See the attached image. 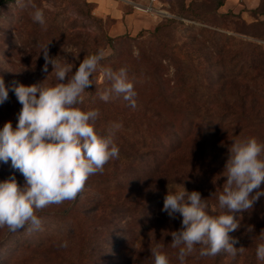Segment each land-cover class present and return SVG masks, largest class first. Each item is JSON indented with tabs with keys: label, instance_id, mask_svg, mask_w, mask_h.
Segmentation results:
<instances>
[{
	"label": "rangeland",
	"instance_id": "374dc122",
	"mask_svg": "<svg viewBox=\"0 0 264 264\" xmlns=\"http://www.w3.org/2000/svg\"><path fill=\"white\" fill-rule=\"evenodd\" d=\"M132 1L151 2L167 10V18L185 24L166 25L157 32L154 28L141 34L114 35V18L99 14L96 3L13 0L0 4V78L6 87L13 83L29 86L45 79V85L56 84L51 64L48 73L42 71V46L50 42L49 56L73 64L75 72L89 44L93 54L103 50L105 57L120 55L110 63L101 62V66L113 70L126 67L135 91L131 100L115 95L109 102L100 100L98 92L109 88L110 82L98 69L92 76L96 77L95 93L85 92L79 106L85 111H99L96 130L107 134L113 123L122 124L114 143L119 149L132 146L143 160L149 156L148 148L135 150V146H141L148 133L167 144L168 150L162 154L169 153L171 147L165 134L180 145L168 154L170 162L156 177L144 178L146 169L139 168L124 150L125 155L120 153L102 173L88 179L73 202L38 212L39 229L30 225L16 232L0 228V264H154L150 248L157 243L164 245L170 264H180L178 249L171 247V233L181 228L182 217L177 214L172 219L162 211L168 191L182 187L198 191L208 204L209 214H222L217 197L225 183L223 171L232 141L256 137L264 142V26L249 24L233 8L225 10L227 0H198L195 10L201 15L199 21L171 12V8L182 12V0ZM220 1L223 6L218 5ZM243 1L236 0L244 5ZM33 6L44 12L45 26L33 21ZM201 27L216 33H201ZM222 34L230 35L228 44H224ZM124 35L127 37L120 40ZM105 36L115 38V46L106 44ZM223 44L227 47L220 50ZM248 58L255 73L242 63ZM231 69L236 73L232 75ZM241 99L246 102L243 111ZM21 108L10 90L7 101L0 104V128L8 121L15 127ZM185 118L193 120L194 128L182 127ZM180 155L190 157L191 164L182 166ZM12 175L21 186L24 184L23 175L11 168L10 161L0 163V181ZM236 218L240 227L229 235L238 240L235 247L244 250L235 259L226 253L202 257L197 250L185 264H264L256 257L257 245L264 243V196ZM249 227L253 231L249 232ZM65 241L67 247L62 246Z\"/></svg>",
	"mask_w": 264,
	"mask_h": 264
},
{
	"label": "clouds",
	"instance_id": "9594fccd",
	"mask_svg": "<svg viewBox=\"0 0 264 264\" xmlns=\"http://www.w3.org/2000/svg\"><path fill=\"white\" fill-rule=\"evenodd\" d=\"M33 8V21L45 26L44 12ZM48 44L41 48L45 60L42 71L48 73L51 64L56 84L45 85V79L29 86L13 83L6 87L0 78V104L7 101L11 90L22 105L16 126L8 121L0 128V163L10 161L25 181L21 186L15 175L0 181V228L7 227L10 232L29 225L39 229L38 212L74 201L91 176L102 173L110 160L119 158L113 138L122 124L113 123L107 134H102L96 130L99 111L79 107L85 91L93 85V74L100 69L110 82L109 88L98 92L100 100L109 102L113 95L131 100L135 96L126 67L113 70L101 66L103 50L85 56L73 72V64L49 56ZM262 155L264 142L256 137L232 141L223 171L225 183L217 197L222 214H209L198 191L189 192L185 187L168 191L162 211L172 219L177 214L182 217L181 228L171 233V247L178 249L180 264L197 250L202 257L226 253L233 259L244 250L235 247L238 240L229 233L240 227L237 214L252 209L264 196ZM62 246L67 247V241ZM163 248L159 243L150 248L154 264H170ZM256 257L264 261V243L257 245Z\"/></svg>",
	"mask_w": 264,
	"mask_h": 264
},
{
	"label": "trees",
	"instance_id": "16d2710c",
	"mask_svg": "<svg viewBox=\"0 0 264 264\" xmlns=\"http://www.w3.org/2000/svg\"><path fill=\"white\" fill-rule=\"evenodd\" d=\"M13 0H1L0 4L1 5H6L8 4L9 2H11ZM77 1H83L89 5L93 4L94 2L92 1H87V0H77ZM187 0H182V3H181V11L182 12H175V9L171 8V12H173L176 16H179V17H182V18H188L189 20H196V21H199L200 18H201V15L199 13H197V11L195 10V6L198 5V0H190V1H187ZM218 5L219 6H223V1H220L218 2ZM184 12H188L189 14L187 15H184L183 13ZM89 13H91V10L89 11ZM257 13H261V14H264V10H262V0H261V3H260V6L258 7V9L252 11V14L256 15ZM204 23H207L204 21ZM252 23H260L261 25L264 26V21L263 20H258V21H255V22H252ZM252 23H249V24H252ZM170 24H179V25H184V21L183 20H178V19H175V18H167L166 16H163L161 21L156 25L155 29H154V32H157V31H160L163 29L164 26L166 25H170ZM201 33H208V32H215L216 31H212L210 30L209 28L207 27H201L199 28ZM148 30H142L139 32V34L143 33V32H146ZM247 34V33H246ZM223 37H224V44H228V38H230V35H224L222 34ZM125 37L127 36H121L119 37L120 40L124 39ZM105 39V43L108 44V45H112V46H115L114 44V41H115V38L112 39L110 38L109 36H105L104 37ZM118 39V38H117ZM86 43H88V41H86ZM222 46V48L220 50H225L224 47H227L226 45ZM89 50L86 54L87 55H91L93 54V47L91 45H89ZM219 50V49H218ZM219 50V51H220ZM95 54V53H94ZM120 56V55H118ZM118 56H114V55H111V56H108V57H105L101 62H106V63H110L111 60L113 59H116L118 58ZM243 65L246 64V66L248 67V69H251L253 73H255L257 70L253 64V62H251L250 58H248L246 61H243L242 62ZM219 66H223L221 63H218ZM243 65L241 67H243ZM235 70H229L230 73H232V75L234 74ZM236 73V72H235ZM190 74V72L188 73ZM241 75V71L238 72V74L236 76H240ZM96 81V77H92V82H93V85L90 86L85 92L86 93H89V94H94L95 93V87H96V84L95 83ZM241 103H240V110H244L246 108L245 104V100L244 99H241ZM223 118L225 116H222ZM222 118V119H223ZM182 127L183 128H188L189 130L194 128L193 126V120L192 119H187L185 118V120L183 121V124H182ZM165 140H168L171 142V147H169V153H174L176 152L179 148L178 146V143L177 144H174L172 138H170V135L169 134H165ZM166 145V146H165ZM177 146V147H175ZM135 150L138 149H143V148H148V151H147V154L149 156H147V160H143V156H140L138 154V152L136 151V153L134 152V149L132 146H122L120 149H119V154H123L125 155L124 150H126L129 154H131V159L133 160V162H136L137 163V166L141 169H146L144 172H143V176L144 178L147 177H156L157 175L161 174V172L163 171V167L165 166V164L167 162H170L169 158H168V152L167 154H162L163 151H166L168 150L167 148V144H165L164 142L162 143L161 142V138L159 136H157L156 134H151V133H148L143 141H142V144L141 146H135ZM138 158H140L138 160ZM178 159L180 160V163L182 164V166H188L190 165L191 163H189V161H191V158L188 157L187 155H180L178 156ZM155 165V166H153ZM164 173V172H163ZM174 180H170V183H173ZM202 184L203 182H199V185L200 187H202ZM209 186V185H208ZM208 186H205L204 184V187L205 188H209ZM202 191V190H200ZM73 202V201H72ZM71 202V203H72ZM69 203V202H68ZM65 210H63L64 212Z\"/></svg>",
	"mask_w": 264,
	"mask_h": 264
},
{
	"label": "crops",
	"instance_id": "0c3cea01",
	"mask_svg": "<svg viewBox=\"0 0 264 264\" xmlns=\"http://www.w3.org/2000/svg\"><path fill=\"white\" fill-rule=\"evenodd\" d=\"M97 4L96 11L104 16H111L115 23L111 33L114 35L132 33L137 34L142 30L154 29L162 17L169 14L164 8H156L153 3H136L132 0H91ZM123 2L121 4L120 2ZM241 1V0H240ZM244 5L236 0H227L224 9L233 8L249 23L263 20L264 14H252L258 9L261 0H244ZM151 5L152 11H145L143 7Z\"/></svg>",
	"mask_w": 264,
	"mask_h": 264
},
{
	"label": "built area",
	"instance_id": "2783aa9c",
	"mask_svg": "<svg viewBox=\"0 0 264 264\" xmlns=\"http://www.w3.org/2000/svg\"><path fill=\"white\" fill-rule=\"evenodd\" d=\"M87 1H91V0H87ZM144 9H145L146 11H152V7H151V5H150V6H146V7H144Z\"/></svg>",
	"mask_w": 264,
	"mask_h": 264
},
{
	"label": "water",
	"instance_id": "95a60500",
	"mask_svg": "<svg viewBox=\"0 0 264 264\" xmlns=\"http://www.w3.org/2000/svg\"><path fill=\"white\" fill-rule=\"evenodd\" d=\"M168 15V13H166Z\"/></svg>",
	"mask_w": 264,
	"mask_h": 264
}]
</instances>
